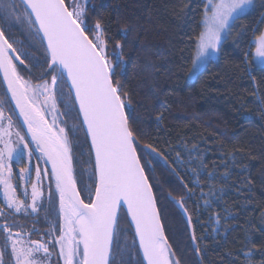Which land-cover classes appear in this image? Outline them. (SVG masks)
Returning a JSON list of instances; mask_svg holds the SVG:
<instances>
[{
  "label": "snow or ice",
  "instance_id": "6c2138e0",
  "mask_svg": "<svg viewBox=\"0 0 264 264\" xmlns=\"http://www.w3.org/2000/svg\"><path fill=\"white\" fill-rule=\"evenodd\" d=\"M21 4L22 10L16 0H0V18L25 24L39 40L45 55L41 62L29 52L18 51L0 28V72L6 84L0 95V145H3L0 147V185L5 200L0 205V217H5L4 224L0 225L3 229L0 264H51L54 254L58 257L56 264L59 258L63 264H118L117 255L121 257L119 264H181L165 234L154 191V173L157 165L175 166L176 160L183 161L179 152L176 160L170 162L153 144H141V136L133 123L131 99L116 79V68L121 65L123 52H113L114 63L109 56L111 37L107 36L101 20L97 19L94 26L86 22L90 0L82 3L77 0H21ZM253 8V0H203L202 30L195 38L190 77L199 79L210 57L222 53V43L231 35L235 22ZM122 34L127 35L126 31ZM115 47L122 50L123 45L116 41ZM251 47H254V64L264 72V32L254 37ZM29 59L34 67L43 68L36 77L37 83L25 79L18 67V64L23 66V70L31 74ZM9 94L27 125L30 141L19 131H11L10 112L14 109L6 104ZM58 100L64 102L63 111L58 107ZM65 116L75 117L79 124L67 128V121L62 119ZM81 130L90 138L91 171L90 183L81 179L78 187L69 133ZM12 135L22 147L12 146ZM33 142L45 164H51L50 169L35 166V183L31 182L33 150L29 148ZM25 155L30 166L19 170L17 179L23 180L25 187L18 195V185L13 183L12 162L23 161ZM49 173L54 177L55 193L49 186L46 203L62 217V224L52 223L45 234L51 236L53 251L45 239L24 240L23 232H13L14 219L8 223V217L19 213L31 216L47 211L42 174ZM176 175L190 198L192 189L183 184L178 171ZM207 175L212 176L211 173ZM82 192L87 193V203ZM21 195L25 199H21ZM209 195H215L211 187ZM176 203L191 225L192 216L188 215L185 196L176 199ZM209 203L204 200L205 205ZM122 210L125 217H130L129 226L134 225L131 244L126 243L124 230L119 227ZM33 230L38 231L35 227ZM57 231L59 235L52 234ZM190 239H197L194 228ZM253 249L245 255L253 256ZM193 251L198 253L199 247Z\"/></svg>",
  "mask_w": 264,
  "mask_h": 264
},
{
  "label": "trees",
  "instance_id": "16d2710c",
  "mask_svg": "<svg viewBox=\"0 0 264 264\" xmlns=\"http://www.w3.org/2000/svg\"><path fill=\"white\" fill-rule=\"evenodd\" d=\"M16 3L22 10L21 0ZM262 5L264 0H254L249 14L235 22L231 35L222 43V53L210 60L199 79H190L188 75L195 38L202 30L203 0H90L87 7L86 22L94 26L97 19L101 20L107 36L111 37L109 56L114 63L113 52H123L116 79L131 99L133 123L141 136V144H153L170 162L174 160L172 147L181 141L189 144L203 141L210 156L216 158L219 155L235 157L232 173L235 186H230L225 196L233 216L228 229L217 235L211 226H206V217L201 221L198 218L196 201L193 195L190 198L186 195L176 171L193 193L189 177L177 164L156 166L157 205L165 234L181 264H248V261L262 264L264 261V72L254 64V47H251L254 37L264 30ZM0 28L18 51L29 52L43 62L44 49L25 24L0 18ZM124 31L126 36L122 34ZM116 41L123 45L122 50L116 49ZM27 64L32 67V73L18 64L21 75L37 83L36 77L43 68L34 67L31 59ZM58 107L64 110L62 100H58ZM62 119L67 121V128L79 124L75 117ZM24 134L29 140L27 133ZM69 135L80 187L81 179L90 183V138L82 130ZM81 195L88 202L87 193ZM181 196H185V206L192 216L195 241L190 239L189 225L176 203ZM55 202L58 209V200ZM44 207L47 211L27 215L22 220L18 218L20 225L26 228L36 224L49 230V210L47 204ZM50 214L57 226L62 224L57 210L52 209ZM122 214L119 227L124 230V239L131 244L134 229L129 226L124 210ZM52 234L59 235V232ZM2 235L0 233V241ZM46 240L53 251L51 236ZM197 246L198 253L193 251ZM58 247L56 245L57 250ZM249 249L254 251L251 259L245 256ZM57 260L54 254L51 264H56ZM59 264H63L62 258Z\"/></svg>",
  "mask_w": 264,
  "mask_h": 264
},
{
  "label": "rangeland",
  "instance_id": "374dc122",
  "mask_svg": "<svg viewBox=\"0 0 264 264\" xmlns=\"http://www.w3.org/2000/svg\"><path fill=\"white\" fill-rule=\"evenodd\" d=\"M215 57L216 56L210 57V60ZM188 77L190 79H195V77H190L189 75ZM172 151L171 154L174 160H176L177 152L180 153V157L182 158L183 163H181L180 160H176V164L189 177L194 187L192 195L194 197V200L196 201L195 204L200 221L203 217H206V226H211L213 228L214 234L216 235L219 234L220 231L222 232L225 231V229L227 230L228 226L230 225V220L233 216V212L227 207L225 196L229 191V187L235 186L234 180L236 179L232 178V173L235 169L236 164L235 157L219 155L218 158H216L213 157L214 155L210 156L211 152H209L207 146L204 145L203 141H198L193 144H189L186 141H181L175 147H172ZM25 158H28L27 155H25ZM210 158L211 160H209ZM208 160L212 162L211 165L208 164ZM201 161H203V166L201 165ZM27 164V167H29L30 165L28 162ZM207 173H211L212 176H208ZM24 187L25 186H23V190ZM210 187L215 195H209ZM30 191L31 189L29 188V192ZM0 192L2 193V195L0 194V196L2 197L1 200L5 202L2 185H0ZM201 193H203V196L201 195ZM21 199H25V197L22 196ZM205 199L209 200V205L204 204ZM25 202L29 203L30 200H25ZM122 215L123 214L121 212L120 216ZM26 216L27 215L24 213H19L18 218L22 220L26 219ZM44 217L46 216L44 215ZM200 224L202 225V222ZM23 239L26 240L25 237H23ZM246 257L248 259H251L253 256ZM248 262V264H259L252 263V261Z\"/></svg>",
  "mask_w": 264,
  "mask_h": 264
},
{
  "label": "flooded vegetation",
  "instance_id": "af4514ba",
  "mask_svg": "<svg viewBox=\"0 0 264 264\" xmlns=\"http://www.w3.org/2000/svg\"><path fill=\"white\" fill-rule=\"evenodd\" d=\"M5 86L3 84V81H2V78L0 76V95L3 94L4 90H5ZM6 104H10L11 106V109H14V111H11L10 114L12 115V121H13V127L11 129V131L13 133H15L16 131H19L20 134L22 136H25L24 132H26L25 128H24V125L22 123V120L20 119L16 109H15V106H14V103L13 101L11 100V97L10 95L8 96V100L6 101ZM6 111H8V108L6 107ZM27 133V132H26ZM28 136V134H27ZM29 137V136H28ZM25 139L28 140L25 136ZM11 140L13 142L12 146L14 148L16 147H22L21 145H18L16 143V137L15 135H12L11 136ZM31 140V138H29V141ZM34 143V142H33ZM35 145V143H34ZM0 147H2V145H0ZM29 148H31L33 150V155L31 157V167H32V172H31V182L32 183H35L36 182V178H35V171H34V168L36 165H39L41 167V169L44 168V166H47L48 167V164H45V160L44 158L40 155L39 151L36 149V146H34L33 148V144L30 143L29 144ZM26 159V160H25ZM28 158H24L23 161H13L12 162V171H13V183L15 185H18L17 186V194L20 195L22 193V190H23V186H25V183L23 180H20V179H17V176L19 174V170L20 168H24V167H27L28 164L27 162L29 163V161H27ZM50 169V168H49ZM42 190L45 192V204L44 206L47 204L46 201H47V192H48V189H49V186H51V190L53 193H55V182H54V177L51 175V173H49V182H47L46 180V176L42 174ZM28 188L31 189L30 185H28ZM0 194L2 195V193L0 192ZM1 197V196H0ZM20 198H22V195L20 196ZM2 197L0 198V205H3L5 202L3 200H1ZM48 206V210H49V216H48V221L50 223L49 225V230L51 228V224L54 223V220H52L53 216L52 214H50V211L53 209L51 206ZM43 212V211H42ZM7 215V213H6ZM34 215V214H32ZM18 216L19 214H16L14 217H8V223L11 224L13 219L16 221V225L13 227V232H23L24 233V236L26 238V240H29V239H32L33 240H42V239H45L46 240V233L49 232L48 229L46 228H40L38 227L36 224H33L31 226H26V228H23L21 225H20V221L18 219ZM5 222V217H0V225H3ZM35 227V229H38V231H34L33 228ZM0 233L3 234V229L2 227H0ZM27 233H31V235H27ZM126 240V243L129 244L127 242V238L125 239ZM124 245L122 244L121 247H123ZM127 258V257H125ZM116 259H117V262L119 264V260L121 259L120 255H117L116 256Z\"/></svg>",
  "mask_w": 264,
  "mask_h": 264
},
{
  "label": "water",
  "instance_id": "95a60500",
  "mask_svg": "<svg viewBox=\"0 0 264 264\" xmlns=\"http://www.w3.org/2000/svg\"><path fill=\"white\" fill-rule=\"evenodd\" d=\"M0 76H1V78H2V81H3L4 86H5V88H6V84H5V82H4V79H3V73H2V72H0ZM9 95H10V94H9ZM10 97H11V96H10ZM13 103H14V106H15V102H14V101H13ZM15 109H16V108H15ZM16 111H17V113H18L20 119L22 120V123H23V125H24V128H25V130H26V132H27L29 138H31L30 133H28V131H27V125L24 124L23 117L20 115L18 109H16ZM45 167H47V166H44V168H45ZM48 167L51 168V164H50V163H48ZM45 176H46V180H47V182H49V174H48V175H45ZM85 202H86V201H85ZM86 203H87V202H86ZM157 207H158V205H157ZM178 207H179V205H178ZM179 210L182 212L183 216L185 217V219H186V221H187V216L184 214V212L182 211V209H180V207H179ZM121 212H122V211H121ZM120 214H121V213H120ZM188 215H190L189 212H188ZM128 218H129V220H130V217H128ZM187 223H188V221H187ZM188 225H189V223H188ZM132 227H133V229H134V225H133ZM189 228H190V231H192V229L194 228V226H193V222H191V225H189Z\"/></svg>",
  "mask_w": 264,
  "mask_h": 264
}]
</instances>
